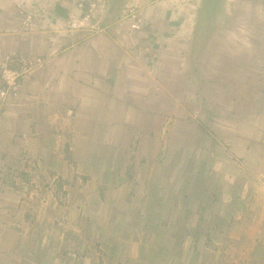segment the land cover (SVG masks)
<instances>
[{
    "label": "rangeland",
    "instance_id": "1",
    "mask_svg": "<svg viewBox=\"0 0 264 264\" xmlns=\"http://www.w3.org/2000/svg\"><path fill=\"white\" fill-rule=\"evenodd\" d=\"M263 127L264 0H0V264H264Z\"/></svg>",
    "mask_w": 264,
    "mask_h": 264
},
{
    "label": "crops",
    "instance_id": "2",
    "mask_svg": "<svg viewBox=\"0 0 264 264\" xmlns=\"http://www.w3.org/2000/svg\"><path fill=\"white\" fill-rule=\"evenodd\" d=\"M87 70L91 71V68H89ZM90 79H92V78H90ZM102 79H104V78L102 77ZM260 95H262V94H260ZM251 101H252V99L249 102H251ZM252 116L254 117V115H250L247 117L243 116L242 118H238L235 121L236 126L231 130L232 131L231 136H234L236 138L233 141V145H235L234 149L237 153L242 154V155H243V153L248 154V151H249L248 149L252 148L251 146H249L251 140L248 137V134H254V131H259L258 129H254V131H253V129H251L252 130L251 133L245 132L246 128H244L243 125H247L248 118H251ZM256 118L259 119L258 117H256ZM239 134L245 135V136H239ZM261 134H263V132Z\"/></svg>",
    "mask_w": 264,
    "mask_h": 264
}]
</instances>
